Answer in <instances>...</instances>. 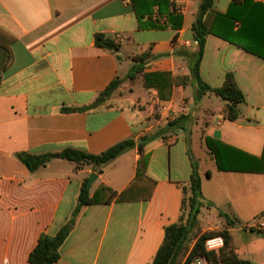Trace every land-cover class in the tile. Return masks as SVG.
<instances>
[{
	"label": "crops",
	"instance_id": "0c3cea01",
	"mask_svg": "<svg viewBox=\"0 0 264 264\" xmlns=\"http://www.w3.org/2000/svg\"><path fill=\"white\" fill-rule=\"evenodd\" d=\"M253 1L264 5V0ZM171 2L184 19L181 29H152L147 19L141 28L131 0H0V264H30L40 236L57 235L72 219L93 173L98 178L89 191L97 204L81 209L55 264H152L166 227L180 221L183 187L192 174L185 134L201 135L197 122L190 126L193 116L200 124L205 121V138L225 144L230 154L262 156L264 60L220 37H207L202 80L218 89L232 76L246 98L239 119L228 120L227 103L212 93L198 100L191 79L189 58L199 50L192 26L202 0ZM232 2L215 0L214 8L225 15ZM97 34L117 39L120 51L98 48ZM135 65H142L144 74H171L182 84L163 91L161 100L157 88L145 87L144 74L129 79ZM116 79L123 83L101 107L63 111L89 107ZM126 87L129 93L123 95ZM154 113L156 122L150 117ZM181 115L187 116L186 130H177V141L154 134ZM150 134L159 136L145 146L143 156L136 147L100 174L54 157L31 174L16 157L21 152L61 155L67 148L100 155ZM194 144L190 148L197 158ZM204 152V162L197 158L204 201L213 204V215L223 212L238 222L231 234L239 258L264 264V235L240 234L264 213V174L221 171L206 144ZM142 158L146 176L157 182L152 199L108 202L103 188L122 193L136 178Z\"/></svg>",
	"mask_w": 264,
	"mask_h": 264
},
{
	"label": "trees",
	"instance_id": "16d2710c",
	"mask_svg": "<svg viewBox=\"0 0 264 264\" xmlns=\"http://www.w3.org/2000/svg\"><path fill=\"white\" fill-rule=\"evenodd\" d=\"M131 2L134 13L139 23H141V28L144 27L142 23L145 19L148 21L147 26L152 29H163L168 26L181 29L183 26L184 19L177 13L171 0H131ZM214 6L215 0H202L199 14L192 26L194 40L198 42L199 50L193 57L189 58L191 79L197 84L198 100L209 93L220 97L227 103L224 109L226 118L230 121H236L240 117L239 105L246 101L245 95L238 88L232 76H229L225 85L218 89H212L202 80L200 65L203 59L205 43L209 35H215L264 60V5L255 3L253 0H233L225 15L218 13ZM154 16H157L158 19L154 20ZM163 17L167 19L165 25H162L159 20ZM95 44L98 48L115 53L120 51V44L117 39L104 34L95 36ZM146 56H148V53L139 57V61L143 62ZM141 74H144V67L135 65L128 77L133 81ZM190 82H185L183 85H188ZM122 83V80L116 79L89 107L65 108L63 111L80 112L97 109L113 97ZM144 84L146 88H157L160 92L161 100H163V91L171 90L174 85H181L182 82H180V78H173L171 74L145 73ZM186 119L187 116L181 115L170 121L164 130L176 132L179 129H183L185 131L184 121ZM158 136L145 135L138 143L134 139H128L114 145L100 155H92L84 151L67 148L61 152L60 156L61 159L75 164L78 169L91 167L94 172L100 174L105 166L136 147H138L139 153L143 156L145 146L150 141L158 138ZM205 144L211 155L215 157L219 170L264 174V151L261 157L247 154L245 156V153L244 156H237L236 154H230L227 151L229 147L213 138L206 137ZM188 156L191 162L192 174L189 185L183 187L184 198L180 221L166 227L164 242L152 264H182L188 253V244L198 225V216L204 207H213V204L204 201L200 166L192 153L190 142L188 143ZM16 157L27 167L31 174H35L49 165L53 154L21 152L17 153ZM146 170L147 162L142 158L138 163L136 178L122 193L118 194L104 187L103 189L109 195L108 202L112 200H116L119 203L150 201L155 192L157 182L146 176ZM88 181L87 179L83 184L78 198V206L72 219L57 235L51 236L44 233L40 236L37 246L29 256L30 264H55L60 260L61 247L69 237L81 209L85 206L97 204V201L90 196V191L87 189ZM219 215L225 219L227 229L222 233L198 235L196 244L190 253V260L203 256L209 258L212 264H252L248 260L240 259L233 245L231 229L235 228L238 222L223 212ZM217 234H221L225 238V248L219 256L207 253L204 247L205 241L208 238L217 236Z\"/></svg>",
	"mask_w": 264,
	"mask_h": 264
},
{
	"label": "rangeland",
	"instance_id": "374dc122",
	"mask_svg": "<svg viewBox=\"0 0 264 264\" xmlns=\"http://www.w3.org/2000/svg\"><path fill=\"white\" fill-rule=\"evenodd\" d=\"M133 86L135 87V85H133ZM121 93L123 95L124 94H128L129 93V87H126L125 90L122 91ZM215 101H218V103H222L220 100H217V99H215L214 102ZM213 107L215 108L216 106H213ZM155 115L156 114L154 113V115H151L150 116V117L153 116V120H151L153 122H156V120H154L155 119ZM150 117H149V119H150ZM195 117L196 116H193L192 117L191 125L190 126H191V128H193L195 126L196 122H197L200 125L201 135L200 136H196L194 139H193V137L191 138L189 136V134L188 135L185 134V136H188V138L190 139V144L191 145L193 144V141L195 142V144H194V151H195L196 157L199 158V159H201V161L204 162V160H205L204 159L205 158V154H204L205 153L204 152L205 151V133L203 131V128H204L203 126L206 123H205V121H202L201 124H200L199 121L197 120L198 118L195 119ZM154 130H155V133L154 134H157V133H163V134H165L168 139L170 138V140H171L170 142L177 141L178 136H179L178 133H177V131L176 132L166 131V130H164V127H161V126H158ZM154 134H150V135H154ZM175 161H176V159H175ZM197 161L198 162H201L199 160H197ZM206 208L204 207L202 209V211H201V214L198 216L199 222H198V225L196 226V228L194 230V233H193V235L191 237V240H190V242L188 244V253H189V251L192 250V248L196 244V241H197V238H198L197 236L198 235L201 236V235H204V234H207V233H222L225 229H227V225H226L225 220H222V218L220 216L213 215L211 208H208V209H206ZM244 231H247V230L243 229V231H240V234L243 235ZM236 233H238V232L237 231H234V234H236ZM217 236H222V235L221 234H217ZM232 239H233V236H232ZM224 240H225V238H224ZM233 245L235 247L234 239H233Z\"/></svg>",
	"mask_w": 264,
	"mask_h": 264
},
{
	"label": "built area",
	"instance_id": "2783aa9c",
	"mask_svg": "<svg viewBox=\"0 0 264 264\" xmlns=\"http://www.w3.org/2000/svg\"><path fill=\"white\" fill-rule=\"evenodd\" d=\"M196 44H198V42H196ZM187 45H189V43H187ZM244 229L247 231L257 232L264 235V213L254 219L252 222L246 224L244 226ZM204 247L207 253L218 256L225 248V240L222 236H214L208 238L205 241ZM191 251L184 258L182 264H212L209 258L203 256L195 257L190 260Z\"/></svg>",
	"mask_w": 264,
	"mask_h": 264
},
{
	"label": "water",
	"instance_id": "95a60500",
	"mask_svg": "<svg viewBox=\"0 0 264 264\" xmlns=\"http://www.w3.org/2000/svg\"><path fill=\"white\" fill-rule=\"evenodd\" d=\"M54 158H61L60 155L56 154V155H53ZM97 174L93 173L91 176H90V179L88 181V184H87V189L90 190L91 186L95 183V181L97 180Z\"/></svg>",
	"mask_w": 264,
	"mask_h": 264
}]
</instances>
